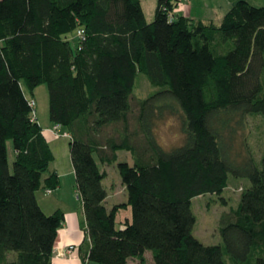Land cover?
Returning <instances> with one entry per match:
<instances>
[{"label":"trees","instance_id":"obj_1","mask_svg":"<svg viewBox=\"0 0 264 264\" xmlns=\"http://www.w3.org/2000/svg\"><path fill=\"white\" fill-rule=\"evenodd\" d=\"M179 1L157 0L148 21L141 0H0V264H51L64 222L36 196L60 178L22 81L47 85L50 120L70 137L89 260L264 264V146L257 156L245 138L243 153L234 145L248 116L264 118V6L237 0L216 23L176 12ZM139 73L155 87L145 97ZM170 115L182 138L166 149L154 129ZM111 163L127 201L109 209L101 165ZM230 176L248 184L220 216L222 242L205 244L191 200L222 199ZM128 206L131 221L117 227Z\"/></svg>","mask_w":264,"mask_h":264},{"label":"rangeland","instance_id":"obj_2","mask_svg":"<svg viewBox=\"0 0 264 264\" xmlns=\"http://www.w3.org/2000/svg\"><path fill=\"white\" fill-rule=\"evenodd\" d=\"M157 0H142L145 13L148 18H152L155 10ZM237 0H180L178 5H194V10L200 11L203 16H211L218 18L221 12H225L224 8H229ZM256 6L264 5V0H247ZM206 5V6H205ZM228 10V9H225ZM150 19V20H152ZM22 86L26 96L34 101V116L37 121L43 126L48 128L55 126L49 117V95L46 84H40L30 91L25 82L22 81ZM155 90L147 77L139 73L136 77L134 92L139 97H145ZM247 125L238 130L235 136L234 145L236 149H242L244 152L242 142L245 138L253 152L259 156L264 146V118L262 116H248ZM55 132L56 137L49 141L50 147L54 153V160L50 163V168H56L60 174L61 187L58 193L66 200L67 207L76 209L79 207L80 200L77 198L75 192V175L70 156V137L67 136L66 128L57 125ZM54 128V127H53ZM157 141L166 149L178 144L181 141L182 133L180 130V122L176 116H166L157 122L154 129ZM10 170L13 169V161L15 158L13 142L9 139L6 143ZM118 160H130L129 153L125 150H118ZM102 166V165H101ZM108 180L107 184H115L113 188L116 191L121 189L119 183V172L116 163L107 165ZM248 184L246 178H235L230 176L228 187L224 189L221 196L214 194H205L196 196L191 200V207L196 217L193 233L205 244H220L221 236L218 230L219 219L224 211H229L236 207L242 188ZM44 195L42 190L38 192ZM52 195V194H51ZM150 254L147 253V260L150 263ZM230 261L228 260V263Z\"/></svg>","mask_w":264,"mask_h":264},{"label":"crops","instance_id":"obj_3","mask_svg":"<svg viewBox=\"0 0 264 264\" xmlns=\"http://www.w3.org/2000/svg\"><path fill=\"white\" fill-rule=\"evenodd\" d=\"M141 4L143 7L142 0H141ZM229 8L225 7L224 11L226 12L227 10L225 9H229ZM175 10L180 14L201 19L202 21L205 22L214 21L217 23L216 19L218 18H212L211 16H207V17L203 16L202 14H200L199 10L198 11L194 10V5H177ZM225 12H221L222 14H220L219 16L220 20ZM145 16L148 21L152 19V18H148L146 13ZM153 16H154V12L152 17ZM57 127H58L57 124H55V126L43 128L44 136L46 137L48 142L56 137L55 132L57 130ZM129 156H130V160L127 161L129 163H132L133 160L130 153ZM107 165L108 164H102L101 168L106 172V177L103 179V184L108 192V196L105 200V203L106 206L110 209L114 204H119L127 201V191L121 181L120 176H119L120 179L119 183L121 185V189L119 191H116L115 188H113L115 184L112 183L111 185L107 184V180H108ZM50 169L56 171L60 178V174L56 168L51 167ZM60 187H61V180L59 186L49 193L46 192L45 190H42L44 192V195H40L38 193L39 190L36 192L38 202L45 213L51 214L58 209L64 212V222L58 230V234L53 250V256L51 259V264H98L97 262L88 259L90 239L85 228V216H84L83 206L76 189V184H75V189H76L75 192L77 194V198L80 200L79 203L80 205L76 209L73 208L70 209L67 207L66 200L62 198L60 193H58ZM131 219H132L131 207L128 206L125 208H121L116 214V226L123 228L126 221H131ZM70 246H73V248L70 249ZM147 253H149L151 256L150 252H146L145 254L146 258H147ZM127 264H138V260L136 258H129ZM147 264H153L152 256L150 258V263L147 260Z\"/></svg>","mask_w":264,"mask_h":264},{"label":"built area","instance_id":"obj_4","mask_svg":"<svg viewBox=\"0 0 264 264\" xmlns=\"http://www.w3.org/2000/svg\"><path fill=\"white\" fill-rule=\"evenodd\" d=\"M76 34L82 36L83 30L82 29H78L77 32H76ZM31 104L34 106V101L33 100L31 101ZM47 192L49 193L50 190H47ZM71 248H73V246H70V249Z\"/></svg>","mask_w":264,"mask_h":264}]
</instances>
